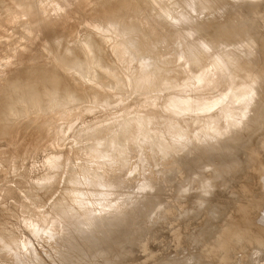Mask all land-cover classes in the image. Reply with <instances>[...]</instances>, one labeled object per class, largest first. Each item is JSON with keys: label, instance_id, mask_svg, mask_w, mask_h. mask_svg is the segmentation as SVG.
<instances>
[{"label": "rangeland", "instance_id": "obj_1", "mask_svg": "<svg viewBox=\"0 0 264 264\" xmlns=\"http://www.w3.org/2000/svg\"><path fill=\"white\" fill-rule=\"evenodd\" d=\"M37 1L34 3L41 10L43 7L44 14L36 25L30 27L32 21L27 15L22 16L18 0H0V231L7 232V237L0 244V264H264V146L260 147L257 154L246 152L264 139V116L263 119L260 118L261 121L258 120L259 110L262 114L264 112V54L260 56L257 53L258 49L264 47V0H218L216 4L223 6L222 10L218 8L216 11L191 13L187 14L188 16L185 13L189 10L183 5L169 4L168 0H117L119 3L115 6H120V11L123 10L121 22L114 20L118 14L115 12L118 11L111 12L109 9L117 2L115 0H108L112 2V6L111 2L104 3L101 9L93 4L90 6L88 0H70V3L69 0H47V3L40 0V4ZM65 2L66 4H62ZM129 4L130 8L126 6ZM51 6L53 9L50 11ZM124 6L129 8V11L132 9L133 16H130L132 11H127ZM96 7L98 10H95ZM105 7L108 9L107 17H104ZM75 12L78 18L74 16ZM51 13L54 15L51 16ZM254 13L263 14L262 20H251ZM100 14L103 16L100 17ZM128 14L130 15L127 16ZM67 18L71 20L69 23ZM44 20H49V23L45 24ZM158 23L162 24L163 28ZM41 24L46 26L42 28ZM141 24L145 26V30ZM193 24L196 30L212 36L213 40L207 47L198 43L192 45L193 47L184 46ZM20 28H25L24 32ZM183 30L186 31L181 35ZM146 34H150V38L144 36ZM132 36L133 38H130ZM22 37L24 41H21ZM50 37L53 40H50ZM249 38L257 40L250 45L247 42L235 45L238 40L246 41L245 39ZM16 39H19L18 42ZM71 39H74L77 47ZM86 40L91 41L86 44ZM133 41H138L139 44H134ZM154 41L155 44L160 42L162 46L157 43L156 47H159L154 48ZM161 41H164V45ZM16 43L27 46L24 45L26 47L23 48L21 45L15 52ZM66 43H72L77 49L75 52L86 62L80 73H76L77 68L68 65L64 68V64L58 62L57 55L60 52H56V49L64 44L65 47ZM97 44L103 47L102 59L97 57ZM130 44H133V48ZM52 45H57L56 49ZM135 45H139V49L134 48ZM234 46L236 51L241 53L243 50L252 51L253 56L236 59ZM123 48L131 50L132 59L122 51ZM59 50H62V47ZM148 51L155 57L150 56ZM186 53L188 55H185ZM219 55L228 58L234 56L232 59L235 62L231 61V67L226 70L228 76L235 75L233 79L213 77V73L219 71L215 64V58ZM145 57L154 58L155 62H160L158 64H161V59H165L163 66L161 65L163 68L156 63L155 65L160 67L158 70V67L153 65L154 59L152 61ZM158 57L159 59H156ZM195 57L200 61L193 63ZM35 67L62 73L63 80L58 86V94L49 91L43 96V100L32 101L35 92L38 94L42 90L40 85L27 82L28 72ZM161 69L165 71L160 72ZM260 69L262 81L257 99L259 103L254 107L256 111L250 115L257 117V126L245 130L240 128L241 131L238 129L234 134L225 136L226 138H219L220 141L214 145L208 146L207 142L200 141L199 133L207 116L201 111L204 105L224 98L231 90L236 93L244 86L245 78L255 75ZM200 72L206 73L207 76L197 81L195 77ZM146 75L157 76L153 77L155 84L150 77V84L148 82L145 85L143 82ZM191 77L192 86L189 87L186 79ZM12 84H15L16 90L13 89L14 86L11 87ZM60 91H67L66 95L62 97ZM173 101H187L189 108L183 112L170 110L168 103ZM214 113L215 111L212 114ZM150 120L166 128L164 130H167L168 137L170 135L172 139L170 144L164 145L162 140L158 141V145L152 144L155 127ZM141 122H144V125ZM90 123L93 128L90 129L91 133H88L85 131V125L89 124L87 127L90 128ZM115 123L121 129L116 128ZM126 126H130L129 136L133 139L129 138L121 144V134ZM186 132L190 133L191 142L187 147H183L177 140L186 135ZM13 133H16L15 136ZM110 139L115 140L112 142ZM98 141L103 143V146L105 142H110L108 162L102 157L94 161L95 157L91 155L93 144ZM258 145L260 146L257 144L255 151L258 150ZM119 148L122 153L116 152L120 151ZM51 158L55 160H52V163L58 166L53 170V164H49ZM84 174L89 175L87 182L77 185L72 183L73 179L84 177ZM97 177L100 183L95 182ZM116 178L122 182L121 187H115L117 190L111 187ZM95 186L98 190H104L103 200L106 201L100 203L101 205L97 206L99 209L96 207L95 211L98 213L104 210L108 213V221H114L111 222L114 230L110 235L121 230L120 210H129L127 202L130 199L135 200V205L140 207L137 209V215L141 212L142 218H136L133 229L124 239L114 240L99 233L100 236L97 234L93 239L88 237L91 239L89 243L86 236L78 237L79 241L74 239L75 243H70L73 245H70V250L75 248L73 254H70V259L68 253L65 254L66 247L59 245L56 238L72 230L63 219L67 211L63 212L61 206L67 200V194L76 196L81 192L89 193ZM111 188L113 189L110 190ZM74 195L71 199L73 201L69 200L71 205L67 202L68 205L66 204L64 209L69 207L72 216L69 220L78 221L76 224L83 230L87 226L81 222L84 212L74 207L78 203ZM109 200L113 201L110 203ZM110 207L117 210L108 209ZM106 209L109 212L105 211ZM111 211L113 213H110ZM57 220L59 226L54 224ZM99 224H103V219ZM109 225L104 228L107 232L112 230ZM116 226L119 229L115 228ZM143 247L146 248L145 251L142 250ZM75 252L81 254L76 257ZM71 255L75 257L72 256V259ZM5 258L9 259L6 260L8 263Z\"/></svg>", "mask_w": 264, "mask_h": 264}, {"label": "bare ground", "instance_id": "obj_2", "mask_svg": "<svg viewBox=\"0 0 264 264\" xmlns=\"http://www.w3.org/2000/svg\"><path fill=\"white\" fill-rule=\"evenodd\" d=\"M19 1V3H20V7H21V12H22V16H24V15H27V17L29 18V19H31V21H32V25H30V27H32L33 25H36L40 20H41V18L43 17V11L42 10H44L43 9V7H42V10H41V8L39 7L38 8V5L37 4H35L34 3V1L35 0H18ZM37 1V0H36ZM52 1V0H51ZM113 1V0H112ZM117 0H115V2H116ZM228 1V0H227ZM38 2V1H37ZM39 2H40V0H39ZM38 2V4H40V3H42L43 2V0H42V2H40L39 3ZM44 2H48L47 0H44ZM57 2V1H56ZM71 1L69 0V3H70ZM88 2L91 4L90 6H92V4L94 5V6H99L100 8L99 9H101V8H103V4L104 3H109V2H111V1H108V0H88ZM168 2H169V4H174L175 3V5H177V4H180V5H183L186 9H188L189 11H187L186 10V15L187 14H191V13H198V14H202V13H207L208 11H213V10H217L218 8L219 9H221L222 10V8H223V6H221L220 7V5H218L217 6V2H218V0H168ZM246 2V1H245ZM264 2V1H263ZM57 3H59L60 4V2H57ZM117 3H119L118 1L114 4V2H113V6H112V2H111V5L110 6H112V8L110 7H108L109 9H110V11L111 10H116V11H118V12H115V13H118L117 14V16H116V18H114V20L115 21H117V22H121V20H122V13H123V10L122 11H120V6H115ZM134 3V2H133ZM17 4V3H16ZM55 4V3H54ZM62 4H66V2L65 3H62ZM135 4H136V1H135ZM19 5V4H18ZM49 5V4H48ZM118 5V4H117ZM123 5V4H122ZM125 5V4H124ZM226 5V4H225ZM41 6V5H40ZM45 6V5H44ZM62 6V5H61ZM66 6V5H65ZM107 6V5H106ZM126 6H130V4L129 5H126ZM16 7H18V6H16ZM46 7V6H45ZM64 7V6H63ZM97 7L95 8V10L97 9ZM119 7V8H118ZM125 7V6H124ZM251 7V6H250ZM88 8H89V6H88ZM94 8V7H93ZM107 7H105V10L106 11H104V13L106 14V12L108 11V9H106ZM123 8V7H122ZM126 8V7H125ZM125 8H123V9H125ZM130 8V7H129ZM129 8L127 9L126 8V10L127 11H129ZM229 8V7H228ZM47 9V7L45 8V10ZM53 8H52V6H51V9H50V11L52 10ZM90 9V8H89ZM218 9V10H219ZM98 10V9H97ZM154 10V9H153ZM166 10V9H165ZM232 10V9H231ZM30 11H33V12H30ZM87 11H88V9H87ZM102 11V10H101ZM126 11V13H128ZM131 11H132V9H131ZM131 11H129V12H131ZM179 11V10H178ZM44 12H48V11H44ZM53 12V11H52ZM94 12V11H93ZM112 12V11H111ZM18 13H20V11L18 12ZM50 13V12H49ZM96 13V12H95ZM103 13V14H104ZM109 13V12H108ZM114 13V12H113ZM133 11H132V15H130V14H128L127 16H133ZM54 15V13H51V16H53ZM98 14V13H97ZM110 14V13H109ZM112 14V13H111ZM110 14V15H111ZM109 15V16H110ZM112 15H114V14H112ZM111 15V16H112ZM125 15V14H124ZM177 15V14H176ZM229 15H230V13H229ZM228 15V16H229ZM246 15V14H245ZM262 15L263 14H261V13H254L253 15H252V18H251V20H262ZM74 16L75 17H77L76 16V12H75V14H74ZM99 16V15H98ZM101 16H103L102 14H100V17ZM110 16V17H111ZM115 16V15H114ZM188 16V15H187ZM47 17V16H46ZM67 17H70V16H67ZM99 17V18H100ZM104 17H107V14H106V16L104 15ZM50 19H51V17H49ZM78 18V17H77ZM77 18H76V20H77ZM96 18V17H95ZM94 18V19H95ZM98 18V17H97ZM96 18V19H97ZM128 18V17H127ZM144 18V17H143ZM162 18V17H161ZM71 19V18H70ZM74 20H75V18H73ZM72 19V20H73ZM96 19L94 20L95 22H96ZM101 19V18H100ZM99 19V20H100ZM104 19V18H103ZM107 19V18H106ZM16 20V19H15ZM20 20V19H19ZM67 20H68V23H69V21H71V20H69L68 18H67ZM85 20V19H84ZM92 21H93V19H91ZM105 20V19H104ZM129 20V19H128ZM131 20V19H130ZM132 20H133V18H132ZM47 21V20H46ZM45 20H44V23L45 24H47V23H49V20L46 22ZM66 21V20H65ZM82 21V20H81ZM98 21V20H97ZM107 21V20H106ZM106 21L104 22V23H106ZM67 22V21H66ZM100 22H102V21H100ZM123 22V21H122ZM152 22V21H151ZM29 23V22H28ZM71 23L72 22H70V25H71ZM156 23V22H155ZM154 23V24H155ZM167 23V22H166ZM213 23V22H212ZM30 24V23H29ZM42 24H43V22H42ZM41 24V26H42V28H43V26H46L45 24L44 25H42ZM64 24H65V22H64ZM73 24H75V23H73ZM95 24V23H94ZM133 24H135V23H133ZM149 24H151V23H149ZM159 24V23H158ZM213 24H215V23H213ZM28 25V24H27ZM70 25H68V24H66V26H70ZM142 25V24H141ZM160 25V24H159ZM162 25V24H161ZM161 25H160V27H161ZM218 25V24H217ZM20 26V25H19ZM24 26H25V24H24ZM125 26V25H124ZM136 26H138V25H136ZM163 26H165V25H163ZM194 26V24L191 26V28H190V30H191V33H190V36L189 37H187V42H186V44L184 45V46H188V47H190V46H192V45H194V44H196V43H198V44H201V45H203V46H206L207 47V45H208V43L211 41V40H213V38H212V36H209L208 34H206V33H204L203 31H198V30H196L195 29V27H193ZM21 27V26H20ZM29 27V28H30ZM64 27V26H63ZM62 27V28H63ZM71 27V26H70ZM116 27V26H115ZM132 27V26H131ZM139 27V26H138ZM138 27H137V29H138ZM142 28H144V30H145V26L143 27V25L141 26ZM155 27V26H154ZM179 27V26H178ZM18 28V27H17ZM22 28V27H21ZM20 28V29H21ZM35 28V27H34ZM113 28H114V25H113ZM124 28V27H123ZM133 28H134V26H133ZM132 28V29H133ZM136 28V27H135ZM141 28V29H142ZM147 28H148V26H147ZM146 28V29H147ZM161 28H163V27H161ZM214 28V27H213ZM217 28V27H216ZM247 28V27H246ZM39 29H40V26H39ZM60 29V28H59ZM58 29V30H59ZM67 29V28H66ZM71 29V28H70ZM110 29V28H109ZM119 29V28H118ZM149 29V28H148ZM158 30H159V28H157ZM184 29V28H183ZM222 29V28H221ZM17 30V29H16ZM18 30H19V28H18ZM21 30H23V29H21ZM24 30H25V28H24ZM24 30H23V32H24ZM72 30V29H71ZM134 31H135V29H133ZM139 30H140V27H139ZM173 30V29H172ZM223 30H224V28H223ZM60 31V30H59ZM58 31V32H59ZM62 31V30H61ZM68 31H69V29H68ZM94 31V30H93ZM170 31V30H169ZM175 31V30H174ZM185 31L186 30H183V32L181 33V35H183L184 33H185ZM249 31V30H248ZM1 32V31H0ZM30 32V31H29ZM91 32V31H90ZM95 32V31H94ZM138 32V31H137ZM148 31H146V33H147ZM245 32H247V31H245ZM2 33L4 34V32L2 31ZM21 32H19V34H20ZM26 33V32H25ZM32 33V32H31ZM30 33V34H31ZM56 33V32H55ZM92 33V32H91ZM122 33V32H121ZM136 33V32H135ZM143 33V32H142ZM151 33V32H150ZM179 33V32H178ZM176 34V35H178V36H180L179 34ZM2 34V35H3ZM6 34V33H5ZM27 34V33H26ZM26 34H24V35H26ZM59 34H60V32H59ZM62 34H64V33H62ZM70 34V33H69ZM68 34V35H69ZM90 34V33H89ZM102 34V33H101ZM132 34V33H131ZM139 34V33H138ZM141 34V33H140ZM215 34V33H214ZM24 35H21V36H24ZM90 35H92V34H90ZM129 35V34H128ZM150 34H146V35H144V36H149ZM162 35H164V34H162ZM189 35V34H188ZM219 35V34H218ZM18 36H20V35H18ZM63 36V35H62ZM62 36L60 37V39L62 38ZM92 36H94V35H92ZM97 36V35H96ZM136 36V35H135ZM138 36V35H137ZM141 36V35H140ZM143 36V37H144ZM53 37V36H52ZM55 37V36H54ZM57 37V36H56ZM64 37V36H63ZM69 38H70V36H68ZM79 37V36H78ZM88 37H89V35H88ZM91 37V36H90ZM120 37V36H119ZM123 37V36H122ZM121 37V38H122ZM126 37H128V36H126ZM165 37V36H164ZM65 38V37H64ZM91 38H94V37H91ZM90 38V39H91ZM96 38V37H95ZM94 38V39H95ZM121 38L119 39V40H121ZM130 38H133V36L132 37H130ZM135 39H136V37H134ZM142 38V37H141ZM140 38V39H141ZM148 38H150V36L148 37ZM148 38H146V39H148ZM156 38H158V37H156ZM168 37H166V39H167ZM239 38V37H238ZM20 39V38H19ZM18 39V40H19ZM55 39V38H54ZM63 39V38H62ZM66 40L68 39V38H65ZM82 39V38H81ZM86 39H88L87 37H86ZM143 39H145V37L143 38ZM151 39H153V34H152V38ZM154 39H155V37H154ZM159 39V38H158ZM216 39V38H215ZM17 40V39H16ZM18 40H17V42H18ZM23 40V37H22V39H21V41ZM25 40V39H24ZM23 40V41H24ZM49 40V39H48ZM50 40H53V38H51L50 37ZM59 40V39H58ZM72 40H73V42H74V39H71L70 41L72 42ZM138 40H139V38H138ZM161 40V39H160ZM180 40V39H179ZM246 41H240V40H238L236 43H235V45H239V44H243V42L245 43V42H247V43H249V45H250V43H252V42H254L255 40H257V38H249V39H245ZM20 41V42H21ZM47 41V40H46ZM69 41V40H68ZM87 41H91V40H86V44H87ZM136 41V40H135ZM135 41H133L134 42V44H139L140 43V41L141 40H139V43H138V41H137V43H135ZM146 41V40H145ZM148 41V40H147ZM151 41H153V40H151ZM150 41V42H151ZM159 41V40H158ZM168 41V40H167ZM166 41V42H167ZM51 42V41H50ZM63 42L65 43V41L63 40ZM81 42H85V41H81ZM100 42V41H99ZM127 42V41H126ZM130 42V41H129ZM132 42V41H131ZM142 42H143V40H142ZM169 42V41H168ZM223 42V41H222ZM229 42V41H228ZM15 43V42H14ZM25 43L27 44V42L25 41ZM68 43V42H67ZM66 43V44H67ZM89 43V42H88ZM91 43V42H90ZM119 43V42H118ZM146 43V42H145ZM158 43V42H157ZM155 44V41H154V44H152L153 45V47L154 48H157V47H159L160 46V42L158 43L159 44V46H157L156 47V45H158V44ZM161 43H163V45H164V41L162 42L161 41ZM26 44H21V45H23L22 47L23 48H25L27 45ZM47 44V43H46ZM72 44V43H71ZM71 44L69 43V44H67L65 47H64V45H61V46H58L57 47V49H56V47L55 46H57V45H52V46H54L55 47V49H56V52L58 51V52H60L58 55H57V59H58V62L59 63H61V64H64V68H65V66H73L72 68H77L76 69V73H80L81 71H82V69L85 67V65H86V62H85V60H82L81 58H80V56H78V54H77V52H75V50L77 51V49H75V47H74V45L72 44V46H71ZM74 44H75V46L77 45V43H75L74 42ZM147 44V43H146ZM178 44V43H177ZM181 44H183V43H181ZM15 45V49H16V51L15 52H17V49H20V47H21V45L19 44V45H17V43L16 44H14ZM17 45V46H16ZM24 45H26V46H24ZM91 45V44H90ZM130 45H132L131 47L133 48V44H130ZM129 45V46H130ZM142 45V44H141ZM143 45H144V42H143ZM174 45V44H173ZM226 45V44H225ZM49 46H50V44H49ZM139 46V45H138ZM138 46H136L135 45V47L134 48H138L139 49V47ZM161 46H162V44H161ZM160 46V47H161ZM165 46H166V44H165ZM175 46V45H174ZM182 46V45H181ZM213 46H215V45H213ZM62 47V50H59V48H61ZM77 47V46H76ZM120 47V46H119ZM153 47H151L152 49L151 50H153ZM183 47V46H182ZM193 47V46H192ZM237 47V46H236ZM22 48V49H23ZM63 48H66V49H63ZM147 48V47H146ZM203 48V47H202ZM215 48V47H214ZM255 48V47H254ZM52 49V48H51ZM50 49V50H51ZM111 49V48H110ZM125 48H123L122 49V51H125L126 53V55L128 54L129 55V57L131 58L132 57V55H131V50L130 51H128V49H125ZM138 49L136 50V51H138ZM141 50H144V49H142V48H140ZM161 49V48H160ZM162 49H164V46H163V48ZM168 48H166V50H167ZM186 49V48H185ZM190 49V48H189ZM52 50H54V49H52ZM147 50V49H146ZM154 50H156V49H154ZM181 50V49H180ZM179 50V51H180ZM196 50V49H195ZM205 50V49H204ZM237 50V48H235V46H234V50H233V52L235 53V55L237 56V58L236 59H240V58H250V57H252L253 56V52L252 51H250V50H243L242 51V53H241V51H236ZM18 51H20V50H18ZM55 51V50H54ZM95 51L97 52L96 54H97V57H99L98 59H102L103 58V55H104V52H103V47H101L99 44H97L96 46H95ZM120 51V50H119ZM165 51V50H164ZM214 51H216L215 49H214ZM53 52V51H52ZM178 52V51H177ZM186 52V51H185ZM199 53H200V51H198ZM146 53V52H145ZM144 53V54H145ZM148 53H149V51H148ZM147 53V54H148ZM156 53H157V51H156ZM188 53H190V52H188ZM192 53L194 54V52L192 51ZM218 53H219V51H218ZM223 53V52H222ZM229 53V52H228ZM232 53V52H231ZM258 55H260V56H262L263 54H264V47L263 48H260V49H258ZM134 54H136V53H134ZM212 54V53H211ZM225 54H227V53H225ZM80 55V54H79ZM139 55V54H138ZM149 55L151 56L152 54H150L149 53ZM185 55H188L187 53L185 54ZM213 55V54H212ZM145 56V55H144ZM143 56V57H144ZM153 57H155L154 55H152ZM197 56V55H196ZM209 56V55H208ZM235 56V57H236ZM160 57V56H159ZM159 57L158 58H156V59H159ZM187 57V56H186ZM194 57V56H193ZM200 57V56H199ZM203 57V56H202ZM205 57H206V55H205ZM234 57V56H233ZM233 57H231L230 58V56H229V58L228 57H223V56H221V55H219V56H216V58H215V64H216V66H218L219 67V71H216L215 73H213L212 71V73H213V77H215V78H218V79H221V78H225V79H227V80H231V77H232V79L235 77V75L234 76H228L227 75V72H226V70L227 69H229V67H231V61H233V62H235V60H233L232 58ZM47 58V57H46ZM85 58V57H84ZM93 58V57H92ZM125 58V57H124ZM129 58V59H130ZM136 58V57H135ZM145 58H147V57H145ZM145 58H143V59H145ZM150 58V60L152 59L151 57H149ZM149 58H147V59H149ZM201 58V57H200ZM209 58H210V56H209ZM16 59V58H15ZM132 59V58H131ZM142 59V58H141ZM154 59V58H153ZM153 59H152V61H153ZM206 59V58H205ZM212 59V58H211ZM211 59H210V62H211ZM232 59V60H231ZM163 60H165V59H161V64H158V63H160V62H155L156 60L154 59V64H153V62H151V61H149L150 63H152L155 67L158 65V66H160V67H162L163 65ZM191 59H189V61H190ZM199 59L197 58V57H195V59H193V63H196V61H198ZM202 61H203V59H201ZM248 60V59H247ZM160 61V60H159ZM200 61V60H199ZM252 61V60H251ZM250 61V62H251ZM101 62V61H100ZM108 62V61H107ZM118 62V61H117ZM209 62V63H210ZM249 62V63H250ZM157 63V65H155ZM172 63H174V62H172ZM192 63V62H191ZM197 63H199V62H197ZM190 64V63H189ZM201 64H203V62L201 63ZM115 65V64H114ZM146 65V64H145ZM162 65V66H161ZM191 65V64H190ZM194 65V64H193ZM43 66V65H42ZM148 66H149V64H148ZM157 66V67H158ZM211 66H212V63H211ZM160 67H158V70H159V68ZM166 66H164V69H166L165 68ZM213 67V66H212ZM247 67V66H246ZM255 67V66H254ZM110 68V67H109ZM143 68V67H142ZM153 68V67H152ZM163 68V67H162ZM256 68V67H255ZM49 69V68H48ZM66 69H68V68H66ZM155 69V68H154ZM163 69V70H164ZM172 69V68H171ZM195 69H197V68H195ZM213 69V68H212ZM211 69V70H212ZM53 70V69H52ZM75 70V69H74ZM102 70V69H101ZM121 70V69H120ZM162 69L160 70V72H162L163 71ZM167 70V69H166ZM202 70H203V68H202ZM54 71V70H53ZM52 71V72H53ZM98 71V70H97ZM118 71V70H117ZM149 71V70H148ZM147 71V72H148ZM152 71V70H151ZM157 71V70H156ZM165 71V70H164ZM196 71H198V70H196ZM250 71V70H249ZM51 72V70H46V69H42V68H40V67H35L33 70H30L29 72H28V74H27V82L29 81H31L30 83L32 84H36V86H38V85H40L41 86V88H42V90L41 91H39L38 92V94H36L37 92H35V96H32V101L33 102H39V101H41V100H43L42 98H43V96L44 95H46L49 91H51V92H54L55 94H58V92H59V88H58V86L60 85V83H61V81L63 80V76H62V73L60 72V71H55V72H53V74L51 75L50 73H52ZM107 72V71H106ZM155 72V71H154ZM158 73H160L159 71H157ZM156 72V73H157ZM120 73V72H119ZM155 73V74H156ZM194 73V72H193ZM236 73V72H235ZM253 73V72H252ZM121 74V73H120ZM162 74V73H161ZM161 74H159L160 76H161ZM168 74V73H167ZM170 74V73H169ZM172 75H173V73H171ZM197 74V73H196ZM250 74V73H249ZM108 75V74H107ZM143 75V74H142ZM166 75V74H165ZM164 75V76H165ZM212 75V74H211ZM262 71H261V69L259 70V72L258 73H256L255 75L253 74V75H251V76H249V78H245V80L243 81V83H244V86L239 90V91H237L236 93H232V90L231 91H229L228 93H226L225 94V96H224V98H222V99H220V100H217V101H215L214 103H211V104H208V105H204V107L201 109V111H202V113H204V114H207V116L204 118L205 119V122L203 123V125H204V127H202V130L200 131V133H199V137H200V141H202V142H207L206 144L209 146V145H214V144H216V142H219L220 140H219V138H221V137H225V136H230L231 135V133H233V132H235V131H237L238 129H240V128H242V130L244 129H249V128H252L253 126H257V125H255V119L257 118V117H250V115L252 114V113H254L256 110H255V108L254 107H256L257 105H258V94H259V92H260V88H261V85H260V83H261V81H262ZM195 76V75H194ZM207 76V74L206 73H203V74H201V72H200V74L198 75V76H196L195 77V79L197 80V81H201V80H203L204 79V77H206ZM3 77H4V75H3ZM22 77V76H21ZM150 77H152V82L155 84V82H154V78L155 77H157V76H154V75H146V76H144V84L145 85H147L148 84V82H149V80L151 79ZM154 77V78H153ZM24 78V77H23ZM159 78V77H158ZM168 78H169V76H168ZM116 79V78H115ZM133 79V78H132ZM140 79V78H139ZM161 79H163L162 77H161ZM175 79V78H174ZM206 79V78H205ZM237 79H238V77H237ZM9 80V79H8ZM8 80H7V82H8ZM114 80V79H113ZM160 80V79H159ZM167 80V79H166ZM170 80V79H169ZM192 77L191 78H189L188 80L186 79V81H188L186 84L190 87V86H192L191 84H192ZM208 80V79H207ZM101 81V80H100ZM129 81V80H128ZM138 81V80H137ZM161 81V80H160ZM20 82V81H19ZM28 82V84H30ZM135 82V81H134ZM150 82H151V80H150ZM150 82H149V84H150ZM194 82V81H193ZM2 83V82H1ZM4 83V82H3ZM128 83V82H127ZM130 83V82H129ZM15 84H18V83H15ZM15 84H12L11 85V87L12 86H14V88L13 89H17V87L15 88ZM27 84V85H28ZM124 84V83H123ZM154 84H151V85H154ZM182 84V83H181ZM209 84V83H208ZM219 84V83H218ZM240 85V86H241ZM5 86V85H4ZM32 86V85H31ZM116 86H118V85H116ZM120 86V85H119ZM239 86V85H238ZM1 87V86H0ZM29 87V86H28ZM139 87V86H138ZM144 87V86H143ZM25 88H27V86L25 87ZM124 88V87H123ZM193 88V87H192ZM4 89V88H3ZM7 89V88H6ZM105 89V88H104ZM149 90V89H148ZM186 90V89H185ZM197 90H198V88H197ZM6 91V90H5ZM8 91V90H7ZM6 91V92H7ZM67 91H68V89H67ZM67 91H64L65 93H62L61 91V96L63 97L64 95H66V92ZM99 92V91H98ZM120 92V91H119ZM10 93V92H9ZM195 93V92H194ZM202 93V92H201ZM197 94V93H196ZM13 95V94H12ZM4 96V95H3ZM9 96V95H8ZM25 96H27V95H25ZM118 96V95H117ZM142 96V95H141ZM1 97V96H0ZM71 97V96H70ZM216 97V96H215ZM9 99V98H8ZM88 99V98H87ZM26 100V99H25ZM77 100V99H76ZM110 100V99H109ZM27 101V100H26ZM89 101V100H88ZM175 101H176V99H175ZM175 101H173V102H169L168 103V108L170 109V110H177V111H179V112H183V111H186L189 107H188V102L187 101H181V102H179V103H177V102H175ZM191 101V100H190ZM41 103V102H40ZM67 103V102H66ZM75 103V102H74ZM107 104V103H106ZM244 104H246V105H244ZM44 105V104H43ZM107 105H109V104H107ZM62 106V105H61ZM194 106V105H193ZM245 106V107H244ZM262 106V105H261ZM239 108H241V109H239ZM261 108V107H260ZM89 109H91V108H89ZM259 109V108H258ZM20 111V110H19ZM150 111V110H149ZM213 111H215V113L214 114H212L213 113ZM258 111V110H257ZM76 112H77V110H76ZM87 112V111H86ZM91 112V111H90ZM263 112V111H262ZM7 113V112H6ZM82 113H84V112H82ZM129 113V112H128ZM29 114V113H28ZM130 114V113H129ZM259 114H260V117H258V120L259 121H261L262 119H263V116H264V112H263V114L260 112V110H259ZM262 114V115H261ZM54 116V115H53ZM84 116V115H83ZM86 116H88V115H86ZM257 116H258V114H257ZM48 117V116H47ZM55 117V116H54ZM197 117V116H196ZM60 118V117H59ZM68 118V117H67ZM66 118V119H67ZM81 117L79 116V119H80ZM85 118V117H84ZM260 118H262V119H260ZM51 119V118H50ZM59 120V119H58ZM26 121V120H25ZM77 121V120H76ZM100 121V120H99ZM105 121V120H104ZM109 121V120H108ZM114 121V120H113ZM142 121H143V119H142ZM146 121V120H145ZM151 121V120H150ZM156 121H158V120H156ZM179 121V120H178ZM10 122V121H9ZM93 122V121H92ZM91 122V123H92ZM103 122V121H102ZM110 122V121H109ZM112 122V121H111ZM116 122V121H115ZM149 122V120L146 122V123H148ZM257 122V121H256ZM6 123V122H5ZM91 123H90V128L89 127H87L89 124H87V125H85L84 127H85V131H88V133H91V130L90 129H92L91 128ZM101 123V122H100ZM125 123V122H124ZM151 123H152V125H154V127H155V130H153L154 131V133H153V141H152V144L153 145H155V143H157V145H158V141H160V140H162L163 141V144L164 145H167V144H170V142H172V139L170 138L171 136L169 135V137H168V134L166 133V131L164 130V129H166L165 127L163 128V126L160 124V123H158V122H154V121H151ZM150 123V124H151ZM8 124V123H7ZM45 124V123H44ZM43 124V125H44ZM105 124H107V122H105ZM105 124H103V125H105ZM109 124H111V123H109ZM108 124V125H109ZM113 124V123H112ZM141 124H143L144 125V122L142 123L141 122ZM150 124H149V126H150ZM55 125V124H54ZM70 125V124H69ZM73 125V124H72ZM83 125L84 124H82L81 126L83 127ZM95 125V124H94ZM99 125V124H98ZM115 125H116V123H115ZM118 125V124H117ZM117 125H116V128H120V127H117ZM123 125V124H122ZM180 125V124H179ZM189 125V124H188ZM202 125V126H203ZM36 126V125H35ZM40 126V125H39ZM59 126H60V124H59ZM61 126H64V125H61ZM66 126H68V125H66ZM93 126V125H92ZM110 126V125H109ZM7 127V126H6ZM11 127V126H10ZM30 127V126H29ZM34 127V126H33ZM68 127H71V126H68ZM104 127V126H103ZM105 127H106V125H105ZM113 127H115V126H113ZM182 127V126H181ZM8 128V127H7ZM13 128V127H12ZM88 128V129H87ZM99 127H97V129H98ZM132 128V127H131ZM150 128H152V127H150ZM187 128V127H186ZM190 128V127H189ZM52 129V128H51ZM61 129V128H60ZM66 129V128H65ZM69 129V128H68ZM73 129V128H72ZM83 129V128H82ZM108 129H109V127H108ZM121 129V128H120ZM120 129H118V131H120ZM255 129V128H254ZM254 129H252V130H254ZM259 129V128H258ZM58 130V129H57ZM188 130V129H187ZM251 130V131H252ZM41 131H42V129H41ZM53 131H54V129H53ZM61 131V130H60ZM73 131V130H72ZM90 131V132H89ZM95 130L93 129V132H94ZM108 131V130H107ZM110 131V130H109ZM114 131V130H113ZM117 131V130H116ZM169 131H171V130H169ZM240 131H241V129H240ZM250 131V130H249ZM248 131V132H249ZM92 132V133H93ZM253 132V131H252ZM27 133H28V131H27ZM29 133H30V131H29ZM28 133V134H29ZM33 133H34V130H33ZM69 133V132H68ZM106 133H108V132H106ZM129 133H130V126H126L125 127V129H123V132H122V134L121 135H123V139L122 138H120V139H122V141H121V144H124L123 143V141H125V140H129V138L132 140L133 139V137H131V136H129ZM172 133V132H171ZM237 133H240V132H237ZM14 134V133H13ZM16 134V133H15ZM15 134H14V136H15ZM27 134V135H28ZM41 134V133H40ZM79 134V133H78ZM104 134V133H103ZM185 134V133H184ZM183 134V135H184ZM234 134V133H233ZM252 134V133H251ZM48 135V134H47ZM89 135V134H88ZM172 135H173V133H172ZM246 135V134H245ZM262 135V134H261ZM8 136V135H7ZM13 136V135H12ZM21 135H19V137H20ZM42 136V135H41ZM104 136H105V134H104ZM129 136V137H128ZM134 136V135H133ZM227 136V137H228ZM1 137H3V136H1ZM33 137V136H32ZM38 137V136H37ZM163 137V138H162ZM248 137V136H247ZM5 138V137H4ZM7 138V137H6ZM28 138V137H27ZM51 138V137H50ZM62 138V137H61ZM99 138V137H98ZM97 138V139H98ZM103 138V137H102ZM106 138H108L107 136H106ZM115 138H116V136H115ZM151 138V137H150ZM191 136H190V133H187L186 132V135H184V136H181V137H179L178 138V140L177 139H175V140H177L178 142H181V145H183V147H187L189 144H190V142H191ZM194 138V137H193ZM226 138V137H225ZM263 138H264V136H263ZM8 139H9V137H8ZM11 139V138H10ZM14 139V138H13ZM31 139V138H30ZM101 139V138H100ZM164 139V140H163ZM174 139V138H173ZM4 140H6V139H4ZM15 140V139H14ZM52 140H54V139H52ZM109 140V139H108ZM110 140H112V139H110ZM113 140H115V139H113ZM113 140H112V142H113ZM199 140V139H198ZM34 141V140H33ZM168 143H167V142ZM49 142H50V140H49ZM59 142V141H58ZM103 142V141H102ZM11 143V142H10ZM33 143V142H32ZM71 143V142H70ZM84 143V142H83ZM83 143H81V144H83ZM108 143L110 144V142L108 141ZM108 143H104V146H103V143H100L99 141L96 143V144H93V148H92V153H91V155L92 156H94L95 158H94V161H97V159H102V158H104L105 159V161H107V160H109L110 159V154H109V150H108V147H109V144ZM160 143H162V142H160ZM65 144V143H64ZM99 144V145H98ZM252 144V143H251ZM257 144H260V146L258 145L257 146V148H258V150H256L255 151V149H256V145ZM256 145H254V146H252V147H250L246 152L247 153H250V154H257L258 153V151H259V149H260V147L262 148L263 146H264V139H261V141L259 142V143H257ZM112 145H113V143H112ZM161 145V144H160ZM247 145V144H246ZM42 146V145H41ZM50 147V146H49ZM213 147V146H212ZM156 148V147H155ZM120 149V151H116V152H119V153H122V151H121V148H119ZM118 149V150H119ZM200 149V148H199ZM206 149V148H205ZM208 149V148H207ZM36 150V149H35ZM55 150V149H54ZM191 150H192V148H191ZM196 150V149H195ZM44 151V150H43ZM81 151V150H80ZM160 151V150H159ZM185 151V150H184ZM242 151V150H241ZM255 151V152H254ZM60 152V151H59ZM111 152H113V150L111 151ZM182 152V151H181ZM74 154V153H73ZM88 155V154H87ZM54 156V155H53ZM60 156V155H59ZM75 156V155H74ZM115 156V155H114ZM122 156V155H121ZM126 156V155H125ZM241 156V155H240ZM52 157V156H51ZM88 157H89V155H88ZM100 157V158H99ZM102 157V158H101ZM242 157V156H241ZM7 158V157H6ZM17 158V157H16ZM21 158V157H20ZM116 158V157H115ZM114 158V159H115ZM19 159V158H18ZM84 159V158H83ZM7 160V159H6ZM52 160H54V158L52 159H50V161L51 162H49V164L50 165H52L53 164V167H51V169L53 170V169H55L56 167H58L57 165H56V163H52ZM177 160V159H176ZM55 161V160H54ZM60 161V160H59ZM85 161V160H84ZM88 162V161H87ZM108 162V161H107ZM241 162V161H240ZM93 163V162H92ZM101 163V162H100ZM9 164V163H8ZM59 164V163H58ZM240 164V163H239ZM73 165H75V164H73ZM17 166V165H16ZM49 166V165H48ZM47 166V167H48ZM105 166V165H104ZM106 167V166H105ZM105 167H103V168H105ZM110 167V166H109ZM5 168V167H4ZM3 168V169H4ZM61 168V167H60ZM85 168V167H84ZM59 169V168H58ZM107 169V168H106ZM32 170V169H31ZM105 170V169H104ZM241 170H242V168H241ZM13 171V170H12ZM61 171V170H60ZM224 172V171H223ZM9 173V172H8ZM11 173V172H10ZM220 173V172H219ZM59 174V173H58ZM57 174V175H58ZM89 174V173H88ZM20 175V174H19ZM61 176V175H60ZM89 176V175H88ZM88 176H86V174H84V177H81V178H78V179H73V181H72V183L73 184H75V185H77V184H84L85 182H87V180L89 179V177ZM73 177V176H72ZM105 177V176H104ZM114 177V176H113ZM116 177V176H115ZM120 177V176H119ZM118 177V178H119ZM23 179V178H22ZM49 179V178H48ZM64 179V178H63ZM51 180V179H50ZM94 180H96L95 182H99L100 183V180H98V177H97V179L95 178ZM103 181V180H102ZM96 183V184H97ZM41 184V183H40ZM43 184H45V183H43ZM52 184V183H51ZM98 185V184H97ZM120 185H122V182L119 180V179H117L116 178V181L115 182H113V184L111 185V187H116V186H118V187H121ZM48 186V185H47ZM41 187V186H40ZM63 187V186H62ZM117 187V188H118ZM107 188V187H106ZM153 188V187H152ZM243 188V187H242ZM113 188H111L110 190H112ZM116 189V188H115ZM114 189V190H115ZM41 190V189H40ZM69 190H71V189H69ZM76 190V189H75ZM85 190H87V189H85ZM113 190V191H114ZM117 190V189H116ZM115 190V192H117ZM118 190H120V189H118ZM74 191V190H73ZM103 191L104 190H102V189H97V186H95L94 187V190H91V191H89V193H82L81 192V194L79 195H77L76 194V196L74 195V194H67V196L65 197V199L67 198V200H65V202L62 204V206H61V208H62V211L64 210L65 212L67 211V213H66V215H64L65 217H63V219H64V221L68 224V226L67 227H71L72 228V230L69 232L68 231V233H66L65 232V234H63L62 236H60V237H56L57 238V243H59V245H64L65 247H66V250H65V254H67L68 253V256H69V258H70V254L72 253L73 254V251L75 250V248L73 247V251H71L70 249H71V246H73V245H71L70 243H73L74 242V239H78V241H79V238L78 237H83V236H86V240H88V243L90 242L89 240H91V239H89L88 237H91L92 239L93 238H95L96 237V235L99 233L101 236H103V235H108L109 237H112V238H114V240H117V239H124L125 237H128V232H130L132 229H133V226L135 225L133 222H135V220H137L139 217H140V214H141V212L139 213V215H137L138 213V211H137V209H139L140 207L139 206H137V204L135 205V200H131L130 199V201L129 202H127L128 204H129V206H130V208H129V206H128V208H129V210H127L126 212H121V210H120V213L121 214H119V215H122V221H121V224L119 225V227L122 225V227H121V230H119L118 231V233L116 232L115 234L113 233L112 235H110L111 233H112V231L114 230V228L112 227L113 225H112V223L111 222H113L114 223V221L112 220H109L108 221V213H105L104 212V210H103V212H101V211H98V213L95 211L96 209V207L97 206H99V204L100 203H103V201H105V200H103L104 198H103V196H105V195H103ZM41 192V191H40ZM88 192V191H87ZM107 192V191H106ZM108 192H110V191H108ZM114 192V193H115ZM65 193V192H64ZM109 194H111V193H109ZM73 195L75 196V197H77L75 200L78 202L77 204H76V206H74V207H76V208H78V209H80V210H82L83 212H84V218H83V221H81L82 223H86L85 225H87L83 230H80V226H78L77 224H76V222H78V221H76V222H73L72 220H69V219H72V216H71V214L69 213V207L68 208H65L64 209V207H66V204H67V202H69V205H71L70 204V201L69 200H71L72 198H73ZM62 196V195H61ZM111 196V195H110ZM183 196V195H182ZM70 198V199H69ZM108 199H109V197H108ZM107 200V199H106ZM124 200V199H123ZM128 200V199H127ZM73 200H71V202H72ZM110 201V200H109ZM108 201V202H109ZM113 201V200H112ZM112 201H110V203L112 202ZM106 202V201H105ZM143 202V201H142ZM33 203V202H32ZM50 203V202H49ZM120 204V203H119ZM68 205V204H67ZM101 205V204H100ZM105 205H107V204H105ZM112 205H114L113 203H112ZM115 205H116V203H115ZM123 205V204H122ZM121 205V206H122ZM111 206V205H110ZM118 206V205H117ZM124 206H125V204H124ZM101 207V206H100ZM98 209H99V207H97ZM107 208V207H106ZM118 208V207H117ZM122 209H123V207H121ZM56 209V208H55ZM101 209V208H100ZM108 209H111V207L110 208H108ZM112 209H114V208H112ZM111 209V210H112ZM126 209H127V207H126ZM125 209V210H126ZM102 210V209H101ZM117 210V209H116ZM115 209H114V211H116ZM119 210V209H118ZM2 211V210H1ZM63 211V212H64ZM105 211H108L107 209L105 210ZM244 211V210H243ZM109 212V211H108ZM110 213H113L112 211L110 212ZM115 213V212H114ZM117 213H118V211H117ZM73 214V213H72ZM77 215V214H76ZM7 216V215H6ZM78 216V215H77ZM110 216H111V214H110ZM113 217H114V215H112ZM139 216V217H138ZM142 216V215H141ZM76 217V216H75ZM79 217V216H78ZM121 217V216H120ZM77 218V217H76ZM110 218V217H109ZM137 218V219H136ZM140 218H142V217H140ZM139 218V219H140ZM56 219V218H55ZM103 219V224L102 225H100L99 224V222H100V220H102ZM112 219V218H111ZM118 219V218H117ZM121 219H119L118 221L120 222V220ZM138 219V220H139ZM245 219V218H244ZM114 220H115V218H114ZM10 221V220H9ZM32 221V220H31ZM117 221V222H118ZM54 222V221H53ZM80 222V223H81ZM136 222H138V221H136ZM79 223V222H78ZM102 223V222H101ZM153 223V222H152ZM10 224V223H9ZM54 224H58V226H59V221L57 220V222L56 223H54ZM62 224V223H61ZM64 224V223H63ZM110 224V225H109ZM111 226L112 228V230L110 231H106L104 228L105 227H107V226ZM115 225V224H114ZM247 225V224H246ZM246 225H245V227H246ZM82 227H83V225H82ZM118 226H116L115 228H117ZM151 227V226H150ZM38 228V227H37ZM240 228V227H239ZM96 229L98 230V231H96ZM117 229H119V228H117ZM19 230V229H18ZM41 230V229H40ZM234 232V231H233ZM43 234V233H42ZM98 234V235H99ZM33 235V234H32ZM97 235V236H98ZM99 235V236H100ZM227 236V235H226ZM7 237V232L5 231V230H1L0 231V244H1V242L2 241H4L5 240V238ZM123 237V238H122ZM18 238V237H17ZM224 238V237H223ZM25 239V238H24ZM81 239V238H80ZM147 239V238H146ZM221 239V238H220ZM14 240H15V238H14ZM112 240V239H111ZM145 240V239H144ZM143 240V241H144ZM83 241H85V238H83ZM82 241V242H83ZM92 242V241H91ZM146 242H147V240H146ZM224 242H225V240H224ZM75 243V242H74ZM85 243H87V242H85ZM85 243H83L84 245H85ZM82 244V245H83ZM71 245V246H70ZM75 245V244H74ZM81 245V246H82ZM222 245H225V244H222ZM77 247H78V245H76ZM80 246V245H79ZM86 246V245H85ZM264 246V245H263ZM76 247V248H77ZM216 247V246H215ZM37 248V247H36ZM212 248V247H211ZM84 249V248H83ZM141 249V248H140ZM145 247H143L142 248V250H144L145 251ZM77 250V249H76ZM79 250H80V248H79ZM78 250V251H79ZM81 250H82V248H81ZM71 251V252H70ZM81 252V251H80ZM79 252V253H80ZM76 253V252H75ZM74 253V254H75ZM81 254V253H80ZM80 254H77L76 253V257H78L77 255H80ZM83 254V253H82ZM32 255V254H31ZM49 256V255H48ZM64 256H66V255H64ZM72 256H74V255H71V257ZM6 257V256H5ZM75 257V256H74ZM74 257H72V259L74 258ZM7 258H9V257H7ZM35 258H37V257H35ZM68 258V259H69ZM10 259H11V257H10ZM71 259V258H70ZM6 260H9V259H6L5 258V262H7ZM39 260V259H38ZM67 260V259H66ZM37 261V260H36ZM145 261V260H144ZM8 263V262H7ZM16 263V262H15ZM90 262H88L87 264H89ZM5 264V263H4ZM91 264H93V263H91Z\"/></svg>", "mask_w": 264, "mask_h": 264}]
</instances>
